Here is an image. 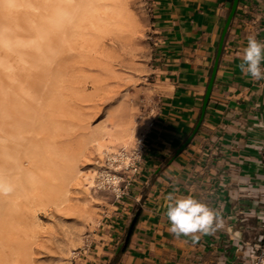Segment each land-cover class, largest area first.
<instances>
[{
  "label": "crops",
  "instance_id": "1",
  "mask_svg": "<svg viewBox=\"0 0 264 264\" xmlns=\"http://www.w3.org/2000/svg\"><path fill=\"white\" fill-rule=\"evenodd\" d=\"M234 1L152 0L157 103L140 173L77 264H248L261 233L262 204L247 190H264V79L239 64L249 35L264 42V0H239L219 53ZM169 193L206 203L219 226L198 241L177 238Z\"/></svg>",
  "mask_w": 264,
  "mask_h": 264
},
{
  "label": "rangeland",
  "instance_id": "2",
  "mask_svg": "<svg viewBox=\"0 0 264 264\" xmlns=\"http://www.w3.org/2000/svg\"><path fill=\"white\" fill-rule=\"evenodd\" d=\"M101 4L99 29L88 39L74 40L73 60L62 64L59 59L56 69L69 81L64 83L67 89L49 136L61 159L74 157L79 174L58 184L63 194L59 200H21V211L11 212L9 223L27 252L22 261L20 249H11L15 260L11 264H77L75 253L91 242L104 218L127 197H117L127 184L124 180L134 179L126 168L128 160L118 155L132 156L157 103L149 73L155 53L152 0ZM114 177L124 180L116 184ZM92 179L93 185L88 184Z\"/></svg>",
  "mask_w": 264,
  "mask_h": 264
},
{
  "label": "bare ground",
  "instance_id": "3",
  "mask_svg": "<svg viewBox=\"0 0 264 264\" xmlns=\"http://www.w3.org/2000/svg\"><path fill=\"white\" fill-rule=\"evenodd\" d=\"M101 1L0 0V183L11 187L10 192L0 191L1 264L15 261V248L22 261L27 258L18 231L9 223L11 212L21 211V200L57 201L63 196L58 184L79 174L74 157L61 159L49 136L67 89V80L56 69L59 59L62 64L73 60L74 40L88 39L99 29Z\"/></svg>",
  "mask_w": 264,
  "mask_h": 264
},
{
  "label": "clouds",
  "instance_id": "4",
  "mask_svg": "<svg viewBox=\"0 0 264 264\" xmlns=\"http://www.w3.org/2000/svg\"><path fill=\"white\" fill-rule=\"evenodd\" d=\"M247 41L239 68L255 80L264 79V69L261 67L264 62V42L258 41L254 34L249 35ZM0 191L10 192L11 187L0 183ZM166 201L170 232L177 238L188 237L198 241L200 234H208L214 226H219V213L191 194L176 197L169 193Z\"/></svg>",
  "mask_w": 264,
  "mask_h": 264
},
{
  "label": "built area",
  "instance_id": "5",
  "mask_svg": "<svg viewBox=\"0 0 264 264\" xmlns=\"http://www.w3.org/2000/svg\"><path fill=\"white\" fill-rule=\"evenodd\" d=\"M155 113H156V107L151 113L152 118L154 117ZM144 151H145V134L142 135L141 138L137 140L136 147L131 157H127L128 155L126 152H123L118 155V158H126L128 160V164L126 165V168H130L134 176V179H131L129 182H125L123 177L121 178L114 177V181H115L114 183L116 184L119 180L120 181L124 180V183H127L123 191H121V188H119L118 196H117L118 199H121L124 196L128 195L129 187L132 186V183H134L136 176L140 173V164ZM247 191L253 196L257 197L262 204V210L257 215V217L261 222V233L258 235L255 244L252 245V251L250 253L248 264H264V190L261 191L257 188L249 187ZM91 246L92 243L91 242L88 243L84 249L75 253V258L77 260L81 259L83 255L91 249ZM245 248H246V244H241L239 245L238 250L244 251Z\"/></svg>",
  "mask_w": 264,
  "mask_h": 264
},
{
  "label": "water",
  "instance_id": "6",
  "mask_svg": "<svg viewBox=\"0 0 264 264\" xmlns=\"http://www.w3.org/2000/svg\"><path fill=\"white\" fill-rule=\"evenodd\" d=\"M238 4H239V0H235V1H234L233 8H232L231 16H230L229 21H228V23H227V26H226V28H225V32H224V35H223V38H222V41H221V44H220V50H219V53H221V51H222L225 34H226L227 29H228V27H229V25H230V23H231L232 18L234 17V15H235V13H236V10H237V7H238ZM217 65H218V62L216 63V66H215V69H214V75H213V78H212V82H211V84H210V86H209L208 93H207V96H206V99H205V107L207 106V103H208L209 98H210V95H211V91H212V88H213V82H214L215 74H216V70H217ZM132 227H133V225H132L131 228H130L129 236H130V234H131V232H132Z\"/></svg>",
  "mask_w": 264,
  "mask_h": 264
}]
</instances>
